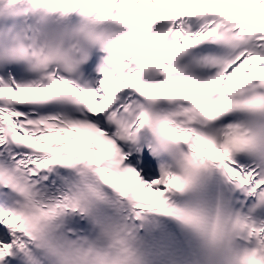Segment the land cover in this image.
Returning a JSON list of instances; mask_svg holds the SVG:
<instances>
[{
	"label": "snow or ice",
	"instance_id": "snow-or-ice-1",
	"mask_svg": "<svg viewBox=\"0 0 264 264\" xmlns=\"http://www.w3.org/2000/svg\"><path fill=\"white\" fill-rule=\"evenodd\" d=\"M0 264H264V0H0Z\"/></svg>",
	"mask_w": 264,
	"mask_h": 264
}]
</instances>
